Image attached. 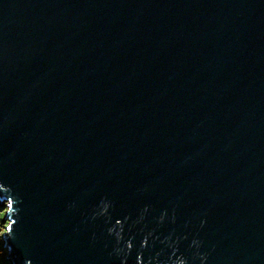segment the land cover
Masks as SVG:
<instances>
[{
  "label": "water",
  "instance_id": "obj_1",
  "mask_svg": "<svg viewBox=\"0 0 264 264\" xmlns=\"http://www.w3.org/2000/svg\"><path fill=\"white\" fill-rule=\"evenodd\" d=\"M11 264H264V0H0Z\"/></svg>",
  "mask_w": 264,
  "mask_h": 264
},
{
  "label": "trees",
  "instance_id": "obj_2",
  "mask_svg": "<svg viewBox=\"0 0 264 264\" xmlns=\"http://www.w3.org/2000/svg\"><path fill=\"white\" fill-rule=\"evenodd\" d=\"M6 212L7 210H3V211L0 210V222L5 217ZM3 230H5V227H2L1 231L4 232ZM1 242L2 240L0 241V264H11L10 261L7 259L8 252L6 249H4Z\"/></svg>",
  "mask_w": 264,
  "mask_h": 264
},
{
  "label": "rangeland",
  "instance_id": "obj_3",
  "mask_svg": "<svg viewBox=\"0 0 264 264\" xmlns=\"http://www.w3.org/2000/svg\"><path fill=\"white\" fill-rule=\"evenodd\" d=\"M7 205H8V202H0V210L3 211V210H7ZM1 226H0V241L2 240V246H3V239H2V236H3V233L1 231L2 227H5L6 224L3 223V220L0 222ZM5 231V230H3ZM4 247V246H3ZM5 249V248H4Z\"/></svg>",
  "mask_w": 264,
  "mask_h": 264
}]
</instances>
